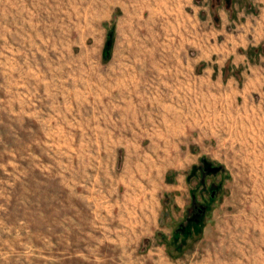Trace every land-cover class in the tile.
<instances>
[{"label": "rangeland", "instance_id": "rangeland-1", "mask_svg": "<svg viewBox=\"0 0 264 264\" xmlns=\"http://www.w3.org/2000/svg\"><path fill=\"white\" fill-rule=\"evenodd\" d=\"M198 1L0 0V264H264V103L192 71Z\"/></svg>", "mask_w": 264, "mask_h": 264}, {"label": "crops", "instance_id": "crops-1", "mask_svg": "<svg viewBox=\"0 0 264 264\" xmlns=\"http://www.w3.org/2000/svg\"><path fill=\"white\" fill-rule=\"evenodd\" d=\"M255 3L256 0H199L193 9L198 24L209 25L211 31L204 37L203 43L194 42L188 54L192 71L198 77L202 75L209 79L210 84L229 90L231 97L242 106L264 103V9ZM200 162L203 164V176L217 175L221 171L220 166L204 156L200 157ZM198 170L200 168L194 166L193 173ZM200 185L172 187L181 190L175 192L174 201L166 202L172 209L183 208L182 217L187 215L185 223L182 220L177 224L182 226L181 232L184 230L183 237L192 235L204 219L202 212L198 222H190L189 219V212L192 215L194 206L202 205L203 210L208 206L200 200V196L209 190L205 183L200 182ZM212 198L213 195H210L209 199ZM162 239L165 241L168 238ZM175 239L176 236L173 237Z\"/></svg>", "mask_w": 264, "mask_h": 264}, {"label": "flooded vegetation", "instance_id": "flooded-vegetation-1", "mask_svg": "<svg viewBox=\"0 0 264 264\" xmlns=\"http://www.w3.org/2000/svg\"><path fill=\"white\" fill-rule=\"evenodd\" d=\"M203 207L202 205H196L194 206V212L192 213V216L189 217L190 222H198L200 220L199 216L201 214V212L203 211Z\"/></svg>", "mask_w": 264, "mask_h": 264}]
</instances>
